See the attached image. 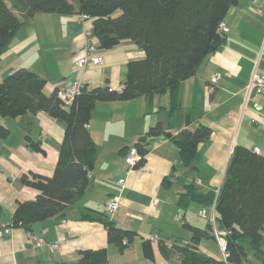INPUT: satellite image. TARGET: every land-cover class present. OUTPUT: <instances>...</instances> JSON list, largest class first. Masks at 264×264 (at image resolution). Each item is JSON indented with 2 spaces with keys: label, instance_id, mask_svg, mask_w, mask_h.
<instances>
[{
  "label": "crops",
  "instance_id": "crops-1",
  "mask_svg": "<svg viewBox=\"0 0 264 264\" xmlns=\"http://www.w3.org/2000/svg\"><path fill=\"white\" fill-rule=\"evenodd\" d=\"M57 13L38 12L23 22L0 55V80L28 67L46 78L48 93L68 88L74 81L89 86L109 84L120 90L127 63L144 58V49L129 39L103 48L92 19H82L78 10ZM225 20L230 25L225 42L181 82L180 108L172 111L168 92L96 104L88 128L98 152L85 193L67 205L64 216L35 222L31 229L13 226L0 240V264H73L81 250L98 248H106L108 264H180L177 249L165 256L160 240L150 237L169 240L170 248L184 247L193 237L187 225H208L199 211L210 205L192 200L187 209L181 206L187 186L194 184L203 193L218 192L236 146L258 147L264 155V96L252 89L247 97L245 90L254 70L264 68V0H237ZM88 42L99 47L104 62L82 68L76 60L85 54ZM217 71L223 75L210 92L209 83ZM158 122L165 132L149 136L144 164L129 168L130 149ZM202 123L212 129L211 136L198 144L193 167H185L166 132L176 135ZM65 128V122L45 111L18 117L0 113V225L12 221L19 202L37 197L38 190L22 182L24 173L53 174ZM31 141L41 148H34ZM121 178H126L124 186ZM115 195L121 204L110 215L107 204ZM98 215L134 231L135 236L123 248L111 242ZM39 237L45 240L43 246L35 244ZM56 241L60 248L52 250L50 244ZM146 242L153 249L152 256L145 254ZM198 246L205 254L223 256L213 237L203 238ZM244 264L264 261L250 252Z\"/></svg>",
  "mask_w": 264,
  "mask_h": 264
},
{
  "label": "trees",
  "instance_id": "trees-1",
  "mask_svg": "<svg viewBox=\"0 0 264 264\" xmlns=\"http://www.w3.org/2000/svg\"><path fill=\"white\" fill-rule=\"evenodd\" d=\"M237 0H0V55L14 38L23 22L38 12L72 13L78 10L93 20L94 34L103 48H112L125 39L144 49L145 57L127 63L120 90L109 84H84L70 105L59 97V89L48 93L46 78L28 67H20L0 80V113L18 117L26 112L45 111L66 124L59 159L52 175L27 172L21 177L26 185L38 190L34 201L19 202L12 216V226L31 229L32 224L52 216H64L68 204L86 191L94 169L98 146L88 128L98 102L130 100L156 93L170 95L172 111L180 108L179 88L193 76L208 56L226 40L220 30L231 6ZM19 13L21 16H19ZM188 122H190L188 120ZM3 131L7 129L3 128ZM162 122L151 126L136 143L141 154L136 167L145 162L146 140L164 133ZM171 137L185 167H193L198 144L208 140L212 129L200 124L184 128ZM31 145L40 149L38 142ZM192 200L212 205L216 202V227L187 225L193 231L192 243L170 248L164 240L160 247L165 256L175 249L180 264H244L250 252L264 261V155L236 146L230 157L219 193L198 192L187 186L181 206ZM84 217L90 218L89 215ZM109 240L122 248L125 238L135 232L126 230L102 215ZM209 221V220H208ZM227 241L226 257L203 253V238L217 239L215 229ZM145 254L153 255L150 243ZM73 264H108L106 248L84 249Z\"/></svg>",
  "mask_w": 264,
  "mask_h": 264
},
{
  "label": "built area",
  "instance_id": "built-area-1",
  "mask_svg": "<svg viewBox=\"0 0 264 264\" xmlns=\"http://www.w3.org/2000/svg\"><path fill=\"white\" fill-rule=\"evenodd\" d=\"M82 19H91V17L88 14H82ZM220 30L224 33H228L230 31V25L229 23L224 19L220 24ZM99 47L94 42H88L86 44L85 48V54L81 55L77 60L76 64L79 67L85 68L89 67L91 65H100L104 62V57L98 52ZM223 73L221 71H217L213 74L210 83H209V91L214 92L215 86L218 83V81L221 79ZM84 84L79 81L72 82L68 88H60L59 89V97L67 104L70 105L72 101L74 100L75 96L81 91ZM255 89L258 93L264 96V68H256L254 72L252 73L251 78L247 82L245 86L246 95L249 96V92ZM254 151L259 153L260 149L258 147L254 148ZM141 159V154L136 146L132 147L129 151V153L126 156L127 164L129 165V168H135ZM120 184L124 186L126 184V178H121L119 180ZM198 183H201V180H198ZM216 193H219L216 192ZM121 204L120 196L115 195L113 196L107 204V211L108 214L112 215ZM199 215L206 217L209 222H211L214 227H216V202L210 206V208H203L199 211ZM12 225L4 224L0 225V240L4 238V236L10 234L12 232ZM216 236L218 243L221 247V251L224 257L228 255L227 253V241L224 238L223 234L217 231V228L215 229ZM151 241H159L161 239L158 238L157 235H154L150 237ZM168 246H172L171 242L169 240L163 239ZM45 243V240L41 237L36 238L35 244L36 246H43ZM128 239L125 238L123 240V244H127ZM50 247L52 250H59L60 243L58 241L52 242L50 244Z\"/></svg>",
  "mask_w": 264,
  "mask_h": 264
},
{
  "label": "rangeland",
  "instance_id": "rangeland-1",
  "mask_svg": "<svg viewBox=\"0 0 264 264\" xmlns=\"http://www.w3.org/2000/svg\"><path fill=\"white\" fill-rule=\"evenodd\" d=\"M57 14H59V13H57Z\"/></svg>",
  "mask_w": 264,
  "mask_h": 264
}]
</instances>
